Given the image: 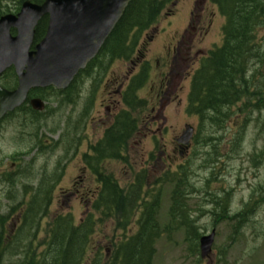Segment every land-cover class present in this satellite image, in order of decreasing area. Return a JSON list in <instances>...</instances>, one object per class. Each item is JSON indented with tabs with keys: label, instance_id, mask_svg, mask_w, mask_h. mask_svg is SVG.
Instances as JSON below:
<instances>
[{
	"label": "rangeland",
	"instance_id": "rangeland-1",
	"mask_svg": "<svg viewBox=\"0 0 264 264\" xmlns=\"http://www.w3.org/2000/svg\"><path fill=\"white\" fill-rule=\"evenodd\" d=\"M15 0H2V10L4 9V5L8 3L9 9H13ZM182 3L185 5L184 14L183 17L179 22L176 21V18L178 15H180L181 10L183 7H180L178 11V15L176 18L172 19L169 16H162L161 22L158 24L159 26H166L165 20H173L172 26H167L166 28V34H157L156 32L148 31L146 34L145 40L149 35L152 36L150 39L149 37L145 40L146 45V55L145 57L147 59H156L162 46L164 44L169 43L171 35L176 33L182 32V30L186 27L188 20H189V0H182ZM200 14V12L194 16V19L196 20V17ZM191 16V14H190ZM165 17V19H164ZM164 19V20H163ZM262 23L264 24V14L261 16ZM207 24H210V26H213V23L206 22ZM216 27V26H215ZM262 24H258L255 29V35L256 38H254V41L257 42V44H261V48L258 49L260 54L262 53L264 55V29ZM163 34V35H162ZM214 37L208 36L206 39L201 40L204 41L203 43H199L196 46V50L199 48H204L208 51L210 48V42ZM208 48V49H207ZM193 53L195 51H192L190 55L184 57L185 59H188L184 64L181 63L180 60H178V66L182 67L183 65L187 66L191 63V60L193 58ZM259 59L257 60V62ZM163 61H161L162 64ZM108 67V73L105 76L106 79L104 80L101 87L98 86V90L95 95V102L93 108H90V113L85 119H82L81 116V107L79 102L76 105L70 106V118H69V125L70 129H74L75 126H78V128L83 131L85 128V131L90 135L93 141L100 140V138L103 135L104 129L98 127V134L96 137L92 134L93 129L90 126V119L93 117L99 116V113L101 112L104 115L103 110V103L112 104L113 98H109L107 95L108 91L104 88L105 82L109 81L116 70L124 71L127 70V61L124 60H116L113 61L110 65H107ZM161 66V65H160ZM262 66L263 64L256 63L254 67H252V74L249 78V89H252V86H257L256 77H261V82L264 81V75L262 72ZM131 67V65L128 66V69ZM141 68L138 66V68H135L132 73L138 72V69ZM151 75L154 78V76L157 74V71L159 68L157 67H151ZM163 70H166L165 67H163ZM255 73V77L252 76ZM104 77V78H105ZM179 84L177 85V87ZM264 86V83H263ZM263 90V87L261 88ZM145 90H150V85L145 86ZM89 92V83L86 84L82 94L81 98H86L89 96L87 94ZM149 96V93H148ZM173 96V95H172ZM116 97V95H115ZM248 96H242L240 100L237 101L236 105L233 106L235 110L239 108L242 104L248 102V100H252V97L250 95L249 99ZM119 107L116 109L119 110ZM177 103L176 99H172L171 101H168L165 103L163 109L159 112V117L157 118V123L153 125V131L154 133L148 132L147 136H140L135 137L137 141L141 140V144L136 145L134 144L133 147H130L131 152V159L133 162L137 160H145L148 158V156L151 158L152 152L154 153V161L152 162V167L155 169L162 168V165L165 163H175L177 164V160L169 159L165 160V163H162V161L159 158L161 156L162 158H165V156L161 155V150L169 152L171 149V145L167 142L170 140L171 137H173L175 134L179 133L181 130V127L185 123L189 124H196V120L193 117H190L185 114V110H176ZM254 109V107H252ZM112 109H115V106H112ZM114 112V111H113ZM255 112V111H254ZM253 112V113H254ZM259 113V111H258ZM255 114L252 116V118L248 121L246 127L248 128V134H246V128L243 129V121L241 118H239L238 123L234 122L231 128L230 134L235 131L239 132L241 131L242 136L241 140L238 139L236 145L234 143L233 147H235V152L230 154H225L222 158L224 161L223 163H220L218 168L220 170L225 169V163L227 164L226 167V173L225 177L227 178L226 181V188L228 186H234L237 185V190L233 193V201L231 202V214H234L235 212L241 210L244 208V204L251 199V194H254L253 188H258L261 190L258 191V194L253 197L251 202V211L248 214V216L242 221L239 222L238 218L233 219H226L223 217L221 221H219L218 225H215L214 222L219 219L224 213L222 210H220V215L214 216L210 211L212 207L211 205H206V201L210 200L212 192H216L221 189V187L218 185H215L214 183L211 184L210 187H207L205 182L203 180H199L197 182V185L204 186L202 189L198 186L197 189L194 190V193L188 198L190 201V210H192V214L194 217L200 216L202 218L201 221L197 223L198 226V234L199 237L201 235H206L211 233L213 228L216 229V237L213 244V251L216 256H214V263L213 264H264V155H262V161L259 163H253L251 162L247 157L248 155H261V153L264 152V102L263 107L261 110V115ZM238 114V113H237ZM105 116V115H104ZM242 116V113L241 115ZM75 117V118H74ZM78 118L74 126L72 125V119ZM107 118V117H106ZM165 118V119H164ZM85 122H87V127H85ZM230 121H228L227 124H229ZM161 125V126H160ZM238 125V126H237ZM160 126V127H159ZM167 126V128H166ZM237 126V128H235ZM158 127L160 129H158ZM166 128V129H165ZM10 129L8 132L4 133V135L0 136V174L6 170L7 166L10 167L9 164L6 163V160L8 156H10L11 153L20 150L22 148H25L23 144L15 139V135L11 133ZM243 130V132H242ZM162 132V133H161ZM240 133V134H241ZM154 136H156L159 140L158 147L154 143ZM164 136V139L162 137ZM216 143V141H214ZM167 143V148H165L164 144ZM136 145V146H135ZM164 146V147H163ZM224 147V145L222 146ZM227 148V147H226ZM200 152L202 150H205V146L201 147L198 146L197 148L193 149L192 152V159H189L188 162H191V166L194 167V173L193 175V181H195L199 175L205 176L203 169H198L199 161L195 160L192 161L194 158V152L196 151ZM141 151V154L139 153ZM217 153H220V149H217ZM73 152L71 151V156ZM140 154V155H139ZM143 155V156H142ZM244 155V156H243ZM235 156L236 159L233 158ZM232 157V158H230ZM43 159L38 158V161L36 162L37 167H39L42 163ZM249 162V163H248ZM250 164V165H249ZM76 162L71 161L67 164L66 171L64 173V179L60 181L58 184L59 186L63 187H71L73 178L75 180L77 179V169H76ZM123 163L117 162V167L115 165H112V168H116L117 173H119V176L121 177V183L126 184L129 176V168ZM139 166L136 165V168ZM177 165L170 166L167 164L165 167L175 168ZM246 169H248L246 171ZM238 177H243V182L238 185ZM168 185V184H167ZM165 185L162 191L161 196V204H160V210L157 218L159 219L160 229L163 231L160 239L157 241L156 244V255L154 257V264H208L209 261L207 259H201L200 254L198 251H193L191 249V242L192 246L194 248V244L197 243L195 239L189 240L187 239V231L185 227H176V224L174 222H170L169 218V206L171 204L170 196H171V190L173 188L172 185L167 186ZM95 186V185H94ZM6 185L1 182L0 184V214H6L8 212V203L9 200L7 197L4 196V188ZM203 190L201 193H195V191ZM58 192V190H57ZM59 193V192H58ZM210 193V194H209ZM25 196V195H24ZM31 196L30 193L26 195V198L28 199L26 202L27 204L30 203L29 197ZM39 197H42V195H39ZM63 197H60V195L54 194L52 203L50 204V216L55 213H62L67 214L70 213L74 216V219L76 222L80 220V218L84 215L83 205L82 203L73 197L66 198L65 201L62 200ZM255 199H257V203H255ZM30 205V204H29ZM203 209H199V208ZM49 216V217H50ZM32 216H30V219ZM29 219V221H30ZM28 221V222H29ZM46 221V219H45ZM108 227H101L103 230L100 231L96 236L100 237L102 233H104V230H112L113 228ZM47 227L43 226L41 229L43 231L40 232L39 238L44 237V231ZM117 235H122L121 231H117ZM23 235L20 234L21 241H26V239H23ZM100 239V238H99ZM18 241V240H17ZM22 242V243H23ZM100 244H102L104 247L108 246L110 243L109 239H104L103 241H98ZM18 243H21L18 241ZM112 252V249H110L107 253V256H109ZM22 260L21 258L15 257L11 261H18ZM104 260V256H103ZM10 260L6 262H11ZM4 264V262H2ZM210 264V263H209Z\"/></svg>",
	"mask_w": 264,
	"mask_h": 264
},
{
	"label": "trees",
	"instance_id": "trees-1",
	"mask_svg": "<svg viewBox=\"0 0 264 264\" xmlns=\"http://www.w3.org/2000/svg\"><path fill=\"white\" fill-rule=\"evenodd\" d=\"M215 1L221 13L227 18L228 27L225 31L227 36L224 47L214 51L203 61L195 77L197 92L190 96V110L202 114L203 117L205 110L212 109L215 114H222L224 105L234 103L238 97L234 96L233 91L244 93L235 87L236 82L242 80L252 59H262V54L254 47L255 30L253 29L262 21L264 0ZM169 3V0H133L106 41L102 54L110 53L114 58L128 60L130 55L135 53L139 36L157 22L165 5ZM132 98L134 107L143 103L136 93ZM125 101L130 105V99L126 95ZM130 128L131 123L128 118L118 120L117 126L114 127L112 146L115 151L121 150L119 144ZM112 148L113 155L115 152ZM102 182V190L95 202L99 212L98 220L94 219L93 222L99 221L105 224L111 222L112 218L116 219L115 228L106 230L111 233L109 238H112L110 241L113 245L109 256H106L97 244L94 246L93 240L98 229L91 220L75 223L70 216H60L52 221L46 234V248L38 251L34 245L35 241L27 240L28 244H21L24 250L27 249L26 256L23 253L21 262L9 264H153L156 241L161 235L155 213L157 203L152 205L154 210L151 209V204L143 210L136 231L129 232L128 227L132 222L134 210L141 198L140 192L137 191L139 187L132 186L133 192H128L129 189L120 187L112 175L105 174ZM173 201V205L180 207L177 191L174 192ZM192 228L193 226L186 227L188 236L191 234L192 240H198L196 230ZM118 230L125 233L117 237ZM42 244L41 241L38 243V249ZM8 245L5 244L4 248ZM91 247L101 250L95 251V254L90 256Z\"/></svg>",
	"mask_w": 264,
	"mask_h": 264
},
{
	"label": "water",
	"instance_id": "water-1",
	"mask_svg": "<svg viewBox=\"0 0 264 264\" xmlns=\"http://www.w3.org/2000/svg\"><path fill=\"white\" fill-rule=\"evenodd\" d=\"M132 0H46L25 2L18 16L0 20V70L14 64L21 79L18 91L0 90L1 111L13 109L32 86H67L79 69L99 51ZM49 14L45 38L30 51L35 26ZM18 34L12 36L10 28ZM26 69V70H25ZM214 232L201 239L202 256H209Z\"/></svg>",
	"mask_w": 264,
	"mask_h": 264
},
{
	"label": "flooded vegetation",
	"instance_id": "flooded-vegetation-1",
	"mask_svg": "<svg viewBox=\"0 0 264 264\" xmlns=\"http://www.w3.org/2000/svg\"><path fill=\"white\" fill-rule=\"evenodd\" d=\"M197 24L200 26L199 28H195L193 29V31L198 32L200 35H207V33L210 32V30L207 32V30H205V28L201 25L204 24V21L200 20L197 18ZM201 24V25H200ZM188 33V32H186ZM195 34L193 35H187V41L184 40V37L182 38V40L180 42H178L179 46H178V50H177V56H173L171 59L168 57H164L163 58V62L161 64V66H159V70L157 71L156 74V80H153V82L155 83V85L157 86L156 89L154 90L155 93V98H157V104L160 105V107L162 108L164 106V104L168 101H171L172 99H176L177 100V108L176 110H179V107H183L184 104V100L183 97L185 95H187V92L185 94V90L184 88L186 87L185 84L184 86H182V80L187 81L189 78V67L191 66V64H194L196 61V58H198V53L201 50H197L196 54L194 58H192L191 63L189 65H187L185 67V65H183L182 67L178 66V58L181 61V63H185L188 59H185L184 57L188 56L191 54L192 50L195 49L196 45H194V38H195ZM201 40H203V36L200 38V42H202ZM181 46H185V54L183 55L181 52ZM196 64V63H195ZM163 67H165L166 70H163ZM183 71V73L180 75V73ZM179 84V86L177 87V85ZM17 86V84H15V81H13L10 85V90L15 89ZM4 87V86H3ZM35 90L37 89H32L29 91L28 96L26 98V103H24V105H22L18 110H16L14 113L16 115H18V120L21 123H29V122H35L36 123V127H41V129L39 130V135L43 136V128L45 129L46 126H48L49 123L52 124V129H51V134L50 137H54V135L56 134V136L61 139L62 135L63 139L65 140V138H67L69 136V132H70V125H69V118H70V111H69V99L64 98V100L60 103V105H58L56 107L55 110L46 108L44 111H36L32 108L31 106V100L33 98H35ZM50 89H45L44 95L43 97H41L42 99H54L57 98V100H60L62 97L61 96H55L53 93H50L49 91ZM38 92V90L36 91ZM173 95V96H172ZM40 97V96H39ZM47 104H51L50 101H47ZM148 105H150V100L148 101ZM112 106L113 104H107L106 106V113L107 114H112ZM156 111V107L153 106L150 109V112H148L146 115L143 114L142 117V122H143V129L146 131H151V126L153 125L154 122H156V118L159 116V112L161 111V109L159 110V112L156 114V118H151L150 115L152 113H154ZM14 113L11 114H6L4 115L2 118H0V121L2 122V125L4 123V121L6 122L7 119L12 116ZM193 118L196 120V124L194 126V136L193 139L191 140V142L188 144V146H185L184 144L180 143L178 141V137H182L184 135V131L186 130V126L188 125V123H185L183 128H181V131L178 134H175L173 136V138L170 139L169 144H171V149L170 152L172 154H176L177 152H179V154L183 157H186L190 154L191 149L196 145V138L198 136V130L200 128L199 126V122H197V118L195 116H193ZM56 120V121H55ZM54 123V124H53ZM110 122L106 121V123H104V125H108ZM23 125V124H22ZM90 126L93 129L92 134L94 135V137L97 136L98 134V130H97V122L95 121V119H91L90 121ZM85 127H87V123L85 122ZM53 128H56V132L53 131ZM101 128V127H100ZM160 129V128H159ZM84 135L86 136V138L89 139V141L92 139L90 137V135L85 131V128L83 130ZM38 133L33 130L31 136H37ZM146 135V134H145ZM28 137H30L29 135H27ZM38 137V136H37ZM137 144L140 143L139 141H135ZM85 156L83 157V159L85 160ZM14 165V163H13ZM85 169H87L85 167ZM85 190L87 191H93V189L91 188H86ZM86 192V191H85ZM87 193V192H86Z\"/></svg>",
	"mask_w": 264,
	"mask_h": 264
}]
</instances>
